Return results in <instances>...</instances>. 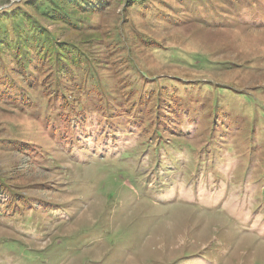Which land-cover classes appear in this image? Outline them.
Wrapping results in <instances>:
<instances>
[{
    "label": "rangeland",
    "instance_id": "374dc122",
    "mask_svg": "<svg viewBox=\"0 0 264 264\" xmlns=\"http://www.w3.org/2000/svg\"><path fill=\"white\" fill-rule=\"evenodd\" d=\"M235 1L109 0L41 21L68 78L0 65V264H264V0Z\"/></svg>",
    "mask_w": 264,
    "mask_h": 264
},
{
    "label": "trees",
    "instance_id": "16d2710c",
    "mask_svg": "<svg viewBox=\"0 0 264 264\" xmlns=\"http://www.w3.org/2000/svg\"><path fill=\"white\" fill-rule=\"evenodd\" d=\"M27 1H29V5H26V9L33 11V14L23 10L19 4H17V7L0 12L1 67L14 74L23 75V77L28 80L31 76L29 72L30 70L37 71L43 63H48V66L53 67V69L51 67L50 73L56 72L58 79L68 78V76H70L80 64L84 65L87 62L86 60L88 59L85 57V52L80 49L75 42L57 39L55 35L56 32L49 31L47 27L42 25L41 21L45 20L52 23H63L65 26L77 28L81 22H88L89 19H84L80 16L96 15L99 7L106 8L109 5V0H24V3ZM129 1L127 7L130 6L132 9H141L140 6H142L144 2V0ZM191 1L193 2V8H190L191 10L208 7L207 15H213V12H217V10L213 9L209 3L202 5L200 3L201 0H190V2ZM227 1L230 5L226 6L223 4L221 7H218V10L224 11L226 15L228 12L238 14L243 11V8H238L235 0ZM187 4L189 3L187 2ZM218 16L219 15H214L213 18H219ZM8 26H12V33L8 31ZM90 40L91 39H88L87 43H89ZM31 54L35 55L34 59L30 57ZM5 56H7L9 60L15 61L17 63L16 66H5L3 62ZM16 67L21 69L19 73L16 70ZM65 67L70 69L67 70V72H64ZM1 81L2 80H0V84H2ZM67 82L68 83L63 84H69L67 86L71 87L72 84L76 83V81L72 83L70 79H68ZM94 83H96V77L93 75L89 79L88 86H92ZM1 86L3 87L0 93L6 88V86L8 87V85L4 84ZM104 87L107 89L106 84L103 81V92H105ZM65 88L68 87H64V89ZM103 95L104 98L106 97L105 100L108 101L110 94L106 95L105 93ZM139 98L140 97H138L137 100H139ZM103 107L110 110L108 114H115L110 108L109 103H103ZM65 111L67 115H69L70 112L74 113L71 109ZM50 112L51 111L49 110L48 114H52ZM53 112L58 114L57 111Z\"/></svg>",
    "mask_w": 264,
    "mask_h": 264
}]
</instances>
